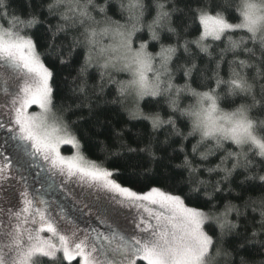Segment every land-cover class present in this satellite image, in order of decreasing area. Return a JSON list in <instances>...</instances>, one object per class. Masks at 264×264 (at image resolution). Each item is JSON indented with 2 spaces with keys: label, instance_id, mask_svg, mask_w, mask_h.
I'll return each mask as SVG.
<instances>
[{
  "label": "snow or ice",
  "instance_id": "1",
  "mask_svg": "<svg viewBox=\"0 0 264 264\" xmlns=\"http://www.w3.org/2000/svg\"><path fill=\"white\" fill-rule=\"evenodd\" d=\"M0 68V264H264V0H0Z\"/></svg>",
  "mask_w": 264,
  "mask_h": 264
},
{
  "label": "rangeland",
  "instance_id": "2",
  "mask_svg": "<svg viewBox=\"0 0 264 264\" xmlns=\"http://www.w3.org/2000/svg\"><path fill=\"white\" fill-rule=\"evenodd\" d=\"M7 80V87L9 92L16 87L17 81L10 76V72L7 69L0 68V106L5 105L9 100L10 96L4 91V81ZM7 111L6 108L0 107V119H7L4 115ZM30 111H39L38 108L33 106ZM9 133L5 129H0V151H3L5 155H14V144L16 142L8 140L6 138ZM66 147H69L66 148ZM67 149V151H65ZM61 153L65 156L75 155V149L71 145H62ZM36 163L40 164V167H33L27 162V158L22 153L16 154V159L13 160L14 168H20L21 170L27 169L25 175L30 177V182L35 188H40L44 192L45 198L57 203H64L71 205V196L66 189L58 187L61 178L53 176L47 171V165L37 159ZM49 182H52L53 188L47 186ZM43 185V187H41ZM79 191V189H77ZM0 195L6 196L7 193H0ZM103 230V227H102Z\"/></svg>",
  "mask_w": 264,
  "mask_h": 264
},
{
  "label": "trees",
  "instance_id": "3",
  "mask_svg": "<svg viewBox=\"0 0 264 264\" xmlns=\"http://www.w3.org/2000/svg\"><path fill=\"white\" fill-rule=\"evenodd\" d=\"M234 15H237V16H238V14H235V13H234ZM149 18H150V17H149ZM200 28H201V30H202V26H200ZM226 74H227V73H226V70H225V75H226ZM238 102H239V99L237 100V103H238ZM73 118H74V117H73ZM66 148L69 149V147H66ZM65 151H67V149H65ZM83 154L85 155L86 159H89V160H91V161H94V162H96L97 164H99L100 166L115 167L114 165L108 164L105 160L98 159L97 157H98L99 153L96 152V151H89V152H85V153H83ZM180 159H182V155H181V154H178V155H177V160H176V162H179ZM214 159H215V158H214ZM120 179L124 180V179H126V178H125V177H121ZM148 183H149L148 181H146V180H142V182H141V184H140V189L146 190L145 185H147ZM47 186H51V188H53L52 182H49V183L47 184ZM140 189H138V190H140ZM72 264H75V261H73Z\"/></svg>",
  "mask_w": 264,
  "mask_h": 264
}]
</instances>
